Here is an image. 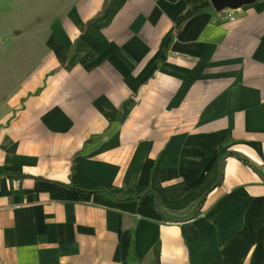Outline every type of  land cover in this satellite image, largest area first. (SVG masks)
I'll use <instances>...</instances> for the list:
<instances>
[{
  "label": "crops",
  "instance_id": "obj_1",
  "mask_svg": "<svg viewBox=\"0 0 264 264\" xmlns=\"http://www.w3.org/2000/svg\"><path fill=\"white\" fill-rule=\"evenodd\" d=\"M228 13L0 0V264H264V0Z\"/></svg>",
  "mask_w": 264,
  "mask_h": 264
},
{
  "label": "water",
  "instance_id": "obj_2",
  "mask_svg": "<svg viewBox=\"0 0 264 264\" xmlns=\"http://www.w3.org/2000/svg\"><path fill=\"white\" fill-rule=\"evenodd\" d=\"M257 0H211L213 7L217 11L224 9H238L244 5L253 4Z\"/></svg>",
  "mask_w": 264,
  "mask_h": 264
},
{
  "label": "trees",
  "instance_id": "obj_3",
  "mask_svg": "<svg viewBox=\"0 0 264 264\" xmlns=\"http://www.w3.org/2000/svg\"><path fill=\"white\" fill-rule=\"evenodd\" d=\"M241 160H243L247 165H249L250 166V164L246 161V160H244V159H242V158H240ZM252 167V166H251ZM222 179H223V169H222V166L219 168V179H218V182H217V185H219L220 183H221V181H222ZM129 197H131V198H139L140 197V195H138V196H129ZM203 202V200H201V203ZM199 209H200V207L196 210V212L193 214V215H197L198 214V212H199ZM132 247V246H131ZM131 255H133V252H132V250H131Z\"/></svg>",
  "mask_w": 264,
  "mask_h": 264
},
{
  "label": "built area",
  "instance_id": "obj_4",
  "mask_svg": "<svg viewBox=\"0 0 264 264\" xmlns=\"http://www.w3.org/2000/svg\"><path fill=\"white\" fill-rule=\"evenodd\" d=\"M228 10H229L228 17H229L230 19H234V16H233V14L231 13V9H228Z\"/></svg>",
  "mask_w": 264,
  "mask_h": 264
}]
</instances>
